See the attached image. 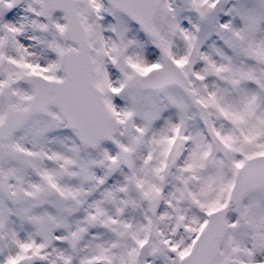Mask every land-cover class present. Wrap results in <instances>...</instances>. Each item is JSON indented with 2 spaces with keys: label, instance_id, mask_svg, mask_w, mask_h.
Returning a JSON list of instances; mask_svg holds the SVG:
<instances>
[{
  "label": "snow or ice",
  "instance_id": "1",
  "mask_svg": "<svg viewBox=\"0 0 264 264\" xmlns=\"http://www.w3.org/2000/svg\"><path fill=\"white\" fill-rule=\"evenodd\" d=\"M0 264H264V0H0Z\"/></svg>",
  "mask_w": 264,
  "mask_h": 264
}]
</instances>
